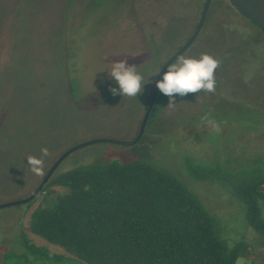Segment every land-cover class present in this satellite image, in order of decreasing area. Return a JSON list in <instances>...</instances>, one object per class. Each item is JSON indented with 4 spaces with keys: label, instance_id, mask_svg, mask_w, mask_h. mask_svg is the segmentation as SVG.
<instances>
[{
    "label": "rangeland",
    "instance_id": "rangeland-1",
    "mask_svg": "<svg viewBox=\"0 0 264 264\" xmlns=\"http://www.w3.org/2000/svg\"><path fill=\"white\" fill-rule=\"evenodd\" d=\"M204 2L0 0V201L26 196L76 145L94 139L134 141L149 103L141 98L151 96L161 61L195 30ZM171 26L178 40L171 49L156 50ZM199 36L186 55L197 58L203 52L220 61L214 94L177 95V104L163 105L135 145L80 148L48 179L111 158L148 161L180 180L212 217L219 236L232 244L255 233L246 225L244 203L219 175H264V35L227 0H212ZM203 43L213 48L201 50ZM124 57L144 77L137 98L109 91L118 85L108 71ZM207 113L220 133L201 122ZM42 148L50 154L41 177L31 172L27 157L40 158ZM195 167L212 169V178L193 172ZM40 198L28 210L23 205L0 209V248L19 250L15 231L27 230V216ZM257 204L264 221V203L258 199ZM32 242L56 251L39 237ZM257 253L258 260L249 255L245 264H264V249Z\"/></svg>",
    "mask_w": 264,
    "mask_h": 264
},
{
    "label": "trees",
    "instance_id": "trees-1",
    "mask_svg": "<svg viewBox=\"0 0 264 264\" xmlns=\"http://www.w3.org/2000/svg\"><path fill=\"white\" fill-rule=\"evenodd\" d=\"M240 14L264 35V28ZM199 33L181 55L197 46ZM177 35L171 26L160 36L162 42L156 50L171 49ZM191 35L173 47L165 59H160L162 64ZM206 48L213 47L203 43L201 50ZM147 97L143 96L142 101L148 103L151 96ZM167 102L169 98L157 89L143 131ZM147 162L139 158L126 162L111 158L52 175L34 199L21 204L28 210L41 197L27 216V230L15 231L19 250L11 252L1 247L0 264H36L38 260L53 264H236L238 257L247 259L249 255L258 260V250L264 249V221L257 204L258 199L264 203L263 174L229 178L219 175L244 203L246 225L255 233L250 240L228 244L188 188L174 175ZM200 170L212 178V169L195 167L193 172ZM41 181L42 178L33 186L37 188ZM36 188L21 199L29 197ZM8 201L12 202L11 198ZM35 237L54 246L56 251L35 245Z\"/></svg>",
    "mask_w": 264,
    "mask_h": 264
},
{
    "label": "clouds",
    "instance_id": "clouds-1",
    "mask_svg": "<svg viewBox=\"0 0 264 264\" xmlns=\"http://www.w3.org/2000/svg\"><path fill=\"white\" fill-rule=\"evenodd\" d=\"M219 66L220 61L207 53H201L199 58L179 55L175 62L168 64L162 79L156 81V87L164 96L169 98L168 108L177 104V95L185 97L190 93L199 94L202 91L214 94L216 91L215 73ZM108 73L109 77L113 78L118 85V87L109 89L114 97L137 98L138 94L143 92L144 77L137 72V66L129 64L127 57L113 62ZM201 122L211 128L213 132H221L219 123L211 118L210 113L202 116ZM49 154L47 148H42L40 158L27 157L28 165L33 174L41 177L45 175L44 157L49 156ZM236 264H245L243 257H238Z\"/></svg>",
    "mask_w": 264,
    "mask_h": 264
},
{
    "label": "water",
    "instance_id": "water-1",
    "mask_svg": "<svg viewBox=\"0 0 264 264\" xmlns=\"http://www.w3.org/2000/svg\"><path fill=\"white\" fill-rule=\"evenodd\" d=\"M243 15H245L250 21L256 23L257 25H259L260 27L264 28V0H229ZM211 0H205L203 7H202V11L200 14V18L199 21L196 25L195 30L193 31L192 35L190 36V38L186 41V43L176 52L174 53L161 67V69L159 70V73L161 71V74L159 75V73L157 74L158 76L155 79L154 82V86H153V90H152V95L150 97L149 103L147 105L146 111L143 115L140 127H139V133L136 137V139L134 141L131 142H121V141H114V140H109V139H94V140H90L84 143H81L79 145H76L74 147H72L71 149H69L68 151H66L65 153H63L51 166V168L49 169L48 173L46 174L45 178L42 180V182H40V184L38 185V187L36 188V190L34 191V193H32L29 197L24 198V199H20V200H16V201H12V202H7V203H2L0 204V209L2 208H6V207H10V206H16V205H21V204H25L27 202H30L32 199H34L40 192V190L42 189L43 185L46 183V180L48 179V177L52 174V172L55 170V168L72 152L86 147V146H90L93 144H98V143H112V144H117V145H121V146H132L134 145L137 140L139 139L140 135L143 132V128L146 122V119L149 115L150 109L152 107V104L154 102L155 99V95L157 92V87H156V81L160 80L163 72L167 69L168 64H171L179 55H181L193 42V40L196 38V36L198 35L199 31L201 30V27L204 23L206 14H207V10H208V6L210 4Z\"/></svg>",
    "mask_w": 264,
    "mask_h": 264
},
{
    "label": "flooded vegetation",
    "instance_id": "flooded-vegetation-1",
    "mask_svg": "<svg viewBox=\"0 0 264 264\" xmlns=\"http://www.w3.org/2000/svg\"><path fill=\"white\" fill-rule=\"evenodd\" d=\"M34 193V192H33Z\"/></svg>",
    "mask_w": 264,
    "mask_h": 264
}]
</instances>
